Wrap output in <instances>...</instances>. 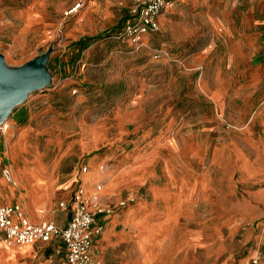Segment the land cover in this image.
Masks as SVG:
<instances>
[{
	"label": "rangeland",
	"instance_id": "1",
	"mask_svg": "<svg viewBox=\"0 0 264 264\" xmlns=\"http://www.w3.org/2000/svg\"><path fill=\"white\" fill-rule=\"evenodd\" d=\"M134 1L0 0L1 72L46 57L42 85L0 124V171L19 189L15 171L33 157L60 174L95 160L113 178L124 171L115 182L125 205L130 192L177 190L156 200L170 217L162 226L169 236L191 226L210 264L225 252L264 264V0H175L147 50L116 52L101 38L71 67L69 45L105 36ZM155 139L176 152L148 148Z\"/></svg>",
	"mask_w": 264,
	"mask_h": 264
},
{
	"label": "crops",
	"instance_id": "2",
	"mask_svg": "<svg viewBox=\"0 0 264 264\" xmlns=\"http://www.w3.org/2000/svg\"><path fill=\"white\" fill-rule=\"evenodd\" d=\"M172 7L173 5L159 14L157 17L158 27L159 23H162L163 13L171 10ZM128 13L129 11L126 12L120 21L121 23L128 18ZM116 26L112 29V32L111 30L109 32L116 33L119 31L120 25ZM158 32L159 30L142 36L140 46L137 49L127 41L106 40L116 43V52L120 50L122 53L126 51L122 47H127L125 49H129L132 53H137L143 48L146 49L150 36ZM95 43L82 51L78 60L83 52L90 49ZM100 51L99 49L96 52ZM152 53H149V55L157 62L162 59L167 60L164 56L166 53L161 51L157 53L156 50L152 51ZM71 59L72 57L70 62ZM94 63L96 62L94 61ZM75 64L71 65V67ZM158 144L172 150L173 154L176 152L175 148L177 146L173 140H169L166 143L164 140L155 139L148 145V148ZM15 158L10 159L13 161ZM33 159L35 161L32 162L30 167L23 166L15 171V176L19 181V189L11 187L0 176V180L10 186H0L2 203L4 205L19 204L26 219L32 224L48 221L59 227H64L67 224L70 214L69 209L63 210L59 204L64 202L69 205L71 195L77 188L82 189L84 199L90 203V209H93L94 205L114 207L112 214L104 219L100 218L104 227L103 232L99 235H94L92 239V256L99 264H210L208 253L202 251V246L200 248L195 246L196 242L192 235L191 226L188 229L185 227L182 229L183 235L175 236H169L168 227L166 225L162 226L163 222L170 220V217L163 213L165 211L162 212L156 200L164 196L168 202L173 201L178 194L177 190L160 187L145 195L138 190L135 193L130 192L124 196L126 198L135 197L136 202L126 203L125 206L119 207L118 203L123 201L124 197H122L115 181L118 180V177L121 178L123 176L124 171H121L117 178H113L108 170H101L97 167L96 161L92 160L88 163V169L86 168L85 172L83 170L70 169L68 172L60 174L55 169L42 165L39 157H33ZM22 169H33L37 174L36 178L38 180L32 181L33 183L24 181L20 175ZM229 177L230 175L227 178ZM59 179H63L60 185L61 188L56 189L59 185ZM231 179L233 180V177ZM203 192L204 194L206 193L205 191ZM221 192L220 190V194ZM259 196V199H264V193ZM186 219L187 217L183 215L182 220L185 223L187 222ZM188 220L190 222V219ZM198 249L200 250L199 252ZM254 257L247 255L241 259L239 253L225 252L221 253L213 264H251ZM64 263L65 250L62 243L58 240L11 247L0 244V264Z\"/></svg>",
	"mask_w": 264,
	"mask_h": 264
},
{
	"label": "built area",
	"instance_id": "3",
	"mask_svg": "<svg viewBox=\"0 0 264 264\" xmlns=\"http://www.w3.org/2000/svg\"><path fill=\"white\" fill-rule=\"evenodd\" d=\"M174 2L175 0L134 1L128 18L122 23L119 31L114 33L112 39L127 41L137 49L142 36L159 30L157 17ZM85 171L83 168V172ZM0 176L6 183L16 186V181L7 168L0 171ZM59 206L63 210L69 209L70 212L64 227L48 221L32 224L26 219L20 205H4L0 194V244L11 247L58 240L65 250L64 264H99L92 256V239L94 235L103 232L104 227L100 218L104 219L112 214L114 207L94 205V208L90 209V203L84 199L81 188L74 190L69 205L62 202ZM118 206H125V202H119ZM259 233L264 237V223ZM258 261L259 257L255 255L251 264H257Z\"/></svg>",
	"mask_w": 264,
	"mask_h": 264
},
{
	"label": "water",
	"instance_id": "4",
	"mask_svg": "<svg viewBox=\"0 0 264 264\" xmlns=\"http://www.w3.org/2000/svg\"><path fill=\"white\" fill-rule=\"evenodd\" d=\"M45 60L46 57L13 74H5L0 70V124L26 94L42 85L40 73Z\"/></svg>",
	"mask_w": 264,
	"mask_h": 264
},
{
	"label": "trees",
	"instance_id": "5",
	"mask_svg": "<svg viewBox=\"0 0 264 264\" xmlns=\"http://www.w3.org/2000/svg\"><path fill=\"white\" fill-rule=\"evenodd\" d=\"M124 22V21H123ZM122 22V23H123ZM122 23H118L117 26L122 25ZM116 26V27H117ZM112 32V30H111ZM107 33L105 36H94V37H82L79 40L72 42L69 47L70 49H72V59H71V65L75 64L76 61L78 60L79 55L81 54L82 51L86 50L89 46H91L93 43L101 40V38H105V39H112V36L114 35V33ZM113 40V39H112Z\"/></svg>",
	"mask_w": 264,
	"mask_h": 264
}]
</instances>
